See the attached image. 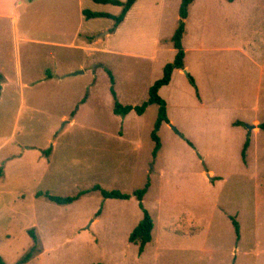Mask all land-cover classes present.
I'll use <instances>...</instances> for the list:
<instances>
[{
  "label": "rangeland",
  "instance_id": "obj_1",
  "mask_svg": "<svg viewBox=\"0 0 264 264\" xmlns=\"http://www.w3.org/2000/svg\"><path fill=\"white\" fill-rule=\"evenodd\" d=\"M180 2L157 0L155 32L148 24L140 32L131 22L118 32L121 49L142 54H90L77 46L76 12H17L18 33L34 41L19 45L24 81L6 68L0 92L5 264H17L31 248V228L40 252L21 264H264V129L258 127L264 122V0L191 3L182 37L188 71L173 73L158 90L168 122L157 131L156 155L151 132L158 105L140 115L113 112L114 99L133 106L147 100L173 60ZM90 27L93 40L117 43L105 37L113 19ZM136 38L148 48H135ZM95 184L129 197L91 190L57 204L35 195H74ZM144 187L141 203L153 228L139 252L128 236L143 216L133 193Z\"/></svg>",
  "mask_w": 264,
  "mask_h": 264
},
{
  "label": "crops",
  "instance_id": "obj_2",
  "mask_svg": "<svg viewBox=\"0 0 264 264\" xmlns=\"http://www.w3.org/2000/svg\"><path fill=\"white\" fill-rule=\"evenodd\" d=\"M194 1H192L191 3H193ZM156 3H157V0H136L133 3V5L128 9L126 15L124 16V19L115 27L114 31L110 33L109 31H107L105 35L107 39L109 37H113V38L115 37V39H117L116 44H114L111 47H108L107 43H102L98 41V39L93 40V36L90 35L91 30H92L90 26L92 23L98 22L100 18L101 19L106 18V19H111V20L112 18H109V17L85 18L82 12H83V9H88L91 11L106 12L111 15H117L121 10V6L119 5H115L111 3H100V2H95L93 0H0V75H1L0 92H2L3 90V85H2L4 84L3 82L7 80L6 79L7 71L5 70L6 68L10 70V73L13 75V77L16 78L17 81H22V82L24 81L23 80V70H22V66L20 62V57L18 54L19 45L20 43H23V42L27 43L30 41H34L33 39L24 37L23 35H20L18 33L17 12H76L78 19H75L73 22L72 33L74 34L75 41L78 42L77 46L86 49V51H88L90 54L93 52H96V53L117 52V53H128V54H142L141 52H137V51L130 52L128 50L121 49L120 47L124 46L125 43H123L121 38H118L117 35H118V32L121 31L127 25V23H130V22L132 26H135V27L137 26L140 29V32H141V26H145L146 24H148L150 28L152 27L153 32H155L156 27H157L158 12H161V5L157 8L155 5ZM191 3L189 4V6L191 5ZM24 5L26 6L22 8V6ZM100 7H106L107 10L101 11ZM113 12H116V13H113ZM133 13L135 17L133 16ZM188 14L189 12L187 9V17H188ZM187 17L185 18L186 20H187ZM7 26L10 29L8 32L9 33L8 43H10V48H11V51H9L8 53V57L6 56L4 46L2 48V43L4 39V36L2 35V33L6 31ZM115 31L117 33H115ZM11 38H12V43H11ZM77 39L79 40L77 41ZM44 42L53 43V44L57 43V42H52V41H44ZM133 44H134V47L139 50L148 48L147 47L148 42L139 40V38L134 39ZM155 44H156V41L154 39L150 50H152V48H155ZM198 45H200V43ZM174 51H175L174 52V55H175L176 53L175 48H174ZM152 54H153L152 51L149 54H147L146 52H143L144 56H153ZM100 65H101V62H98L96 65H93V67H97ZM183 69L184 70L182 71V69L175 68L172 72V75L175 72L180 74L185 71H188V65L185 62V55H184V68ZM51 75L52 74L49 72L48 76H51ZM172 75H171V78H172ZM20 85L22 87H25L24 83H20ZM86 100L87 98L85 96L84 101L80 100L79 103L84 104ZM75 112H76V109L74 110L73 114L70 113L71 117L69 119V122L72 121V118L75 116ZM3 172H4V169L0 177H2Z\"/></svg>",
  "mask_w": 264,
  "mask_h": 264
},
{
  "label": "trees",
  "instance_id": "obj_3",
  "mask_svg": "<svg viewBox=\"0 0 264 264\" xmlns=\"http://www.w3.org/2000/svg\"><path fill=\"white\" fill-rule=\"evenodd\" d=\"M95 2H100V3H111L115 5L121 6V10L117 15H111L106 12H96V11H91L88 9H83V15L85 18H93V17H109L113 19V28L111 30L113 31L115 27L124 19V16L126 15L128 9L133 5V3L136 0H93ZM194 1V0H181L180 5H179V19H178V24L170 38V41L172 42L173 47L176 49V53L174 55V58L171 62H167L163 66L162 70V76L158 79H156L153 84L149 87L148 90V98L147 100L143 101L140 105H130V104H121L118 102L116 99H114L113 103V112L118 115H126L130 111H134L136 114L140 115L144 112L146 107L149 104L156 103L158 105V113L156 120L153 125V129L151 132V137L154 140V148H153V155H156L157 151L160 148V140L159 136L157 134V131L160 127V125L163 122H168V117L166 113V103L163 98L160 97L158 94V90L161 86H164L169 83L171 79L172 72L175 68L183 69L184 68V49L182 46V36L184 33L185 29V18L187 17V9L189 4ZM109 76L112 80L111 73L109 72ZM1 77V75H0ZM187 78L189 82L194 85V79L190 74H187ZM112 93L115 97V93L112 89ZM85 96L81 99V101H84ZM74 110L71 112L73 114ZM258 127L261 129H264V122L258 123ZM249 146V139H246L243 148H242V159L245 161V156H246V150ZM3 169L0 167V175L2 174ZM91 190H96L99 191L100 194L102 195L103 198H113V199H126L129 197V194L121 192L117 189H111V190H106L102 188L100 185L95 184L90 188L87 189H81L78 192H76L74 195H53L50 194L46 191H40L38 190L35 195H44L47 199L51 200L52 202H55L57 204H69L73 202L74 200L78 199L81 195L91 191ZM146 190V187L135 190L134 195L136 196L137 200H139V205L142 208L143 211V216L139 220V222L134 226V228L131 230L128 240L131 243H134L138 245V251L142 252L143 248L146 243H148L151 238H152V228H153V222L152 219L146 209L143 208V205L141 203L142 196ZM233 224L235 227V232L238 237V224L235 220H233ZM29 233L32 237L33 240V245L31 248L24 253V255L20 258V260L17 262V264L24 263L28 261L32 256L35 254H38L40 252L39 247L37 246L38 241L37 237L34 233V230L31 228L29 229ZM0 264H5L3 259L0 257ZM100 264V263H97Z\"/></svg>",
  "mask_w": 264,
  "mask_h": 264
},
{
  "label": "water",
  "instance_id": "obj_4",
  "mask_svg": "<svg viewBox=\"0 0 264 264\" xmlns=\"http://www.w3.org/2000/svg\"><path fill=\"white\" fill-rule=\"evenodd\" d=\"M171 125V124H170ZM253 127V125L249 126L248 128L251 129Z\"/></svg>",
  "mask_w": 264,
  "mask_h": 264
}]
</instances>
